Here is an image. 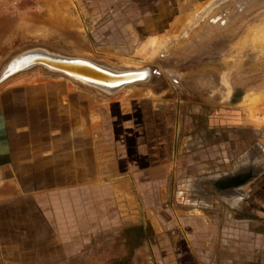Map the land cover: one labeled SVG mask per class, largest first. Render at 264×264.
<instances>
[{
  "label": "crops",
  "instance_id": "0c3cea01",
  "mask_svg": "<svg viewBox=\"0 0 264 264\" xmlns=\"http://www.w3.org/2000/svg\"><path fill=\"white\" fill-rule=\"evenodd\" d=\"M210 1L216 0H0V57L54 36L75 39L79 48L76 37L86 31L105 45L122 33L120 42L130 48L176 32ZM86 91L28 83L0 88V264H137L146 238L133 188H164L167 177L174 178L168 188H184L188 206L220 205L237 215L227 220L229 232H216L226 257H264V198L257 188L264 177V112L239 108L241 97L230 108L177 116L142 94ZM146 100L147 114L158 119L102 120V108L131 116V106L140 109ZM225 220L218 217V224Z\"/></svg>",
  "mask_w": 264,
  "mask_h": 264
},
{
  "label": "rangeland",
  "instance_id": "374dc122",
  "mask_svg": "<svg viewBox=\"0 0 264 264\" xmlns=\"http://www.w3.org/2000/svg\"><path fill=\"white\" fill-rule=\"evenodd\" d=\"M202 9L206 11L198 10V14H203L187 18L178 25L176 32H166L135 43L130 37L133 42L130 48L120 42L124 36L122 33H114L113 39L105 45L95 41L94 34L86 31L81 33V38L76 37L80 49L77 40L69 38L67 43L54 36L51 40H37L5 53L0 57V66L8 55L20 48L42 45L113 69L156 68L159 79L150 84L124 87L115 94L134 92L135 95L149 96L156 104L163 102L159 105L168 106L166 109L171 114L174 110L177 116L193 110L205 114L207 110L211 113L219 107L230 108L241 97L243 103L239 108L246 106L264 112V0H216L206 3ZM219 9L225 13L210 16ZM109 44L118 47H109ZM23 83L58 91L68 85L70 89H85L98 96L77 82L40 69L17 74L1 83L0 88ZM135 100L131 101L135 104ZM151 101L143 102L145 107L140 109L131 106V116L118 114L112 105L102 108V112H106L102 120L150 122L158 119V115L154 118L153 114H147V105ZM124 134L125 139L131 137L129 129H124ZM178 179L183 181L184 178ZM259 179L257 188H261L264 198V177ZM173 182L174 178L167 177L163 179L164 188H149L147 183L145 188H133L140 195L146 238L141 247L142 256L136 259L137 264H223L222 261L224 264H264V257L260 255L226 257L218 248L216 232L232 228L227 220L229 216L237 215L231 212V208L220 205L205 207L192 201L188 206L184 200V188H168ZM176 196L177 199L173 200ZM239 215L246 219L253 217L249 212H240ZM218 217H224L225 223L218 224ZM240 228L247 230L249 227L242 225ZM225 235V238L229 237L227 233Z\"/></svg>",
  "mask_w": 264,
  "mask_h": 264
},
{
  "label": "water",
  "instance_id": "95a60500",
  "mask_svg": "<svg viewBox=\"0 0 264 264\" xmlns=\"http://www.w3.org/2000/svg\"><path fill=\"white\" fill-rule=\"evenodd\" d=\"M33 69L77 82L103 97H110L124 87L150 84L160 78L154 67L113 69L84 57L64 54L42 45H28L12 52L0 66V84Z\"/></svg>",
  "mask_w": 264,
  "mask_h": 264
},
{
  "label": "bare ground",
  "instance_id": "6f19581e",
  "mask_svg": "<svg viewBox=\"0 0 264 264\" xmlns=\"http://www.w3.org/2000/svg\"><path fill=\"white\" fill-rule=\"evenodd\" d=\"M221 9H222V8H221ZM221 9H220V10H221ZM222 10H223V9H222ZM218 12H219V10H218ZM220 12H221V11H220ZM152 46H153V45H152ZM254 105H255V104H254ZM254 105H253V106H254Z\"/></svg>",
  "mask_w": 264,
  "mask_h": 264
}]
</instances>
